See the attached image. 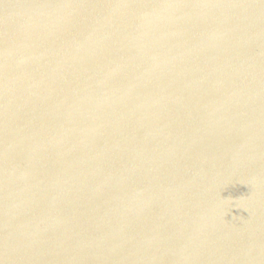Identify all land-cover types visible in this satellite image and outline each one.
<instances>
[{"label": "water", "instance_id": "water-1", "mask_svg": "<svg viewBox=\"0 0 264 264\" xmlns=\"http://www.w3.org/2000/svg\"><path fill=\"white\" fill-rule=\"evenodd\" d=\"M0 264H264V0H0Z\"/></svg>", "mask_w": 264, "mask_h": 264}]
</instances>
